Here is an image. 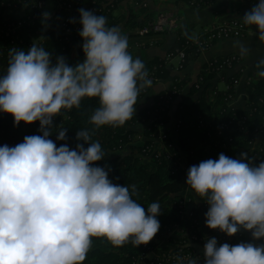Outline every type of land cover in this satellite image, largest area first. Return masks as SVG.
<instances>
[{"label":"clouds","instance_id":"obj_1","mask_svg":"<svg viewBox=\"0 0 264 264\" xmlns=\"http://www.w3.org/2000/svg\"><path fill=\"white\" fill-rule=\"evenodd\" d=\"M79 35L85 59L72 66L42 43L29 50L12 48L7 70L0 75V112L14 122L39 121L42 135L25 136L15 146L0 145V264H81L92 237H105L113 246L148 244L160 230L161 206L145 207L133 199L136 186L113 183L109 171L95 162L105 158L92 130L76 131L72 149L50 138L54 117L62 109L79 108L85 97L99 98L90 116L99 128L122 126L136 113L139 91L151 86L144 62L129 52V42L107 18L79 9ZM45 20L50 13L45 12ZM242 21L258 29L264 42V0H258ZM241 56L249 48L234 42ZM264 66V60L259 62ZM257 75L264 77V67ZM67 139L60 128L57 140ZM85 144L88 146L85 147ZM248 154L192 165L186 183L209 205L206 225L229 236L241 228L254 239L264 238V160L246 162ZM205 264H264V244L241 242L204 245ZM189 264H195L190 261Z\"/></svg>","mask_w":264,"mask_h":264},{"label":"trees","instance_id":"obj_2","mask_svg":"<svg viewBox=\"0 0 264 264\" xmlns=\"http://www.w3.org/2000/svg\"><path fill=\"white\" fill-rule=\"evenodd\" d=\"M20 1L23 0H0V75L6 72L3 65H8L12 48L27 51V46L17 47L19 42L15 41L16 36L21 37L19 40L24 38L25 42L31 45L34 40L43 36L40 43L46 50L51 51L53 63L59 56L67 59L72 52L64 41L61 22L51 24L48 31L44 32V26L39 24L38 20L29 19V17H35L30 12L22 19L12 18L8 21L6 13L9 10L21 9ZM98 1L99 8L104 10L103 15L107 21L127 33L143 28L154 14L149 0H144L149 5L146 9L142 6L130 7L128 4L130 0H114L111 4L109 0ZM174 2L186 5L192 10L201 11L212 1L175 0ZM14 5L17 7L14 8ZM105 5L107 6L104 8ZM123 5L128 6V15L118 16V13H115ZM163 12H174L182 18L179 28L168 33L175 34L177 37V42L171 51L185 52V70L202 54L200 48L194 44L196 38L186 34L193 26L186 21L180 10ZM159 13L154 14V17ZM19 25H21L20 28H18ZM13 30L14 35L11 34L9 37L5 35ZM203 34L202 31L197 38ZM245 35L246 33L243 37ZM229 58L231 57L225 56L211 60L202 68L196 82L176 75L168 89L149 98L150 100L148 97L151 86L168 79L175 71L166 65L164 58H156L144 63L148 79H151L153 83L151 86L140 89L136 113L122 126L104 125L96 128L91 123L90 116L96 108L100 107L99 98L85 97L79 108L74 106L72 109H62L54 117L50 138L57 146L67 144L75 149L77 143H82L77 140L76 131L91 129L92 140L98 141L105 152V158L95 163L105 167L106 170L110 168L109 178L113 183L129 186L130 192V186L135 185L133 199L143 205L146 212L147 207L153 202H158L162 208L161 214L157 217L161 224L160 230L148 244L137 247L128 242L117 247L105 237H92V246L81 264H158L155 260H148L146 254L151 251L168 254L171 250L176 251L185 246L188 239L195 234L198 238L205 236L202 232L200 234L197 232L196 222L203 219L202 205L206 202V197L196 193L200 202L199 206L191 211L186 210L191 212L190 215L182 217L185 209L180 207V202L184 200L182 193L190 186L186 183L189 168L202 160L218 159L220 153L233 158H241L243 152L248 154L250 142L255 139L264 125V77L256 79L251 73L248 74L252 81L245 82L248 93L246 105L244 108H231L230 103L234 100L228 99V96H236L238 88L234 80H241L243 75L240 72H234L233 75L227 72L220 74ZM241 62H243L242 59ZM233 64H235L234 61ZM219 81L227 82L228 91L217 90ZM181 96L190 100H181L177 103ZM217 99L220 100V106L213 110L214 101ZM174 107H176L174 133L169 130L162 132L165 149L156 150L153 139L171 121L170 112ZM60 128H67V139L64 141L57 140ZM41 133L39 121L32 124L21 121L19 125H16L11 114L0 112V145L15 146L23 142L25 136ZM87 146L85 144V147ZM259 156H264V145ZM261 161L262 159L255 165ZM246 162H249L248 158ZM195 200L194 196L188 199L189 202ZM235 235L236 241L239 231ZM214 237L218 235L214 234ZM205 242L200 243L205 244ZM201 255L204 257V254Z\"/></svg>","mask_w":264,"mask_h":264},{"label":"built area","instance_id":"obj_3","mask_svg":"<svg viewBox=\"0 0 264 264\" xmlns=\"http://www.w3.org/2000/svg\"><path fill=\"white\" fill-rule=\"evenodd\" d=\"M114 0H109V4H111ZM21 9L18 11H14L15 13H21L22 16L20 17H11L7 18L8 21L10 19H22L26 16L28 12L33 13L35 17H29L30 20H38L39 24L44 26L45 28H49L51 24H54L56 22H61L62 24V30L63 35L65 36L64 41L69 45L70 51H76L78 55H85L83 52L82 44H83V38L79 35V32L82 28V25L79 23L80 20V13L79 9L84 8L86 10L94 11L97 15L101 14L103 15L104 10L99 8L100 2L98 0H23ZM130 2L133 4V7L138 8H149V5L146 1L142 0L141 2L139 0H130ZM10 6V5H9ZM107 5L104 6V8ZM14 8L17 7V5L13 6ZM103 8V9H104ZM48 12L50 13L49 18L45 20L44 13ZM117 14V12L115 13ZM182 22V18L176 15L174 12H161L159 13L155 18H150V21L140 30L136 32H130V33H123V29L119 28L123 35H126L127 38L130 40L131 45L130 48L134 45L137 48L143 49L148 47L149 45L153 44V39L158 36L165 35L168 32L177 30L180 26V23ZM14 25V24H12ZM107 26L112 27V22L107 21ZM115 26V25H114ZM21 25L18 26L20 28ZM246 26L238 21H231L225 24H222L218 27H209L205 28L203 30V36L200 38H196L194 40V44L198 46L202 53L208 51L213 44L218 39L223 38H240L243 37V34H245ZM5 34V33H4ZM14 35L15 31H9L5 35L10 36ZM24 34V33H22ZM200 36V35H199ZM24 37V35H23ZM21 38L20 36L15 37V41L19 42V46L24 45L27 46V50L30 49L32 46L31 44H27L23 38V40H19ZM194 38V37H193ZM227 60L226 65L222 68L220 74L227 72H240L242 75H245V68L237 69L238 66H240L243 62H241V57L237 56H230ZM186 55L184 51H177L172 52L170 51L164 58L166 65L171 67L175 72H181L184 70V64H185ZM233 61L235 64H233ZM229 76V75H228ZM252 79L247 76L246 82L250 83ZM222 82V81H221ZM225 85L224 90H221L217 87L218 91H228L229 87L226 81L222 82ZM234 83L236 87L238 88L240 86L241 80H234ZM232 96H228V99H232ZM248 98V93H247ZM246 98V102H247ZM227 99V101H228ZM233 103V102H232ZM231 108L232 105L230 104ZM160 139L162 140V143L164 142V137L160 135ZM263 145H264V125L261 128V130L258 132L257 136L254 140L250 142V152H248V159L249 162L252 164H257L261 159L264 160V156L261 157L259 154L263 151ZM165 144L158 150H164ZM180 207L188 210L187 205L185 201L180 202ZM209 205L207 202H205L202 205V210L204 211V217L202 219V222H196V225L198 226V233H201L200 227L203 224L206 226L209 237H214L215 235H218L217 240L218 244L223 243H229L230 245H234L235 236L236 235H225L224 232L220 231L219 229H211L206 225V216L205 213L208 211ZM182 213V214H183ZM202 223V224H201ZM194 242L201 244L199 242H205L207 239L206 236H202L200 238L197 237V235H193V238L190 237ZM209 239V238H208ZM206 243V242H205ZM205 245V244H201ZM187 250V251H186ZM153 254V260L157 262L158 264H189L190 261H195V264H205V258L201 257L202 255H198L194 250L185 249L183 247L177 249L176 251H170L168 254L165 253H158L151 251Z\"/></svg>","mask_w":264,"mask_h":264},{"label":"crops","instance_id":"obj_4","mask_svg":"<svg viewBox=\"0 0 264 264\" xmlns=\"http://www.w3.org/2000/svg\"><path fill=\"white\" fill-rule=\"evenodd\" d=\"M174 1L175 0H149L151 4V10L154 14L163 11L176 12L177 10L178 11L180 10L182 16H184L186 21L193 26V28L186 33L190 35H193V33L195 32L198 26H201L203 31L207 26H211V27L219 26L225 24V22L226 23L231 22L232 20H236L244 24L242 21L244 14L247 11L251 10V8L258 3V0H211L212 2H210L209 6H207L201 11H195L186 7V5H183L181 3L175 4ZM117 13L118 16L128 15V7L125 5L119 7ZM154 14H153V18L156 17V16L154 17ZM245 26L249 27L251 32L249 33L247 32V34L242 38H232L229 40H223L220 41L219 43H216L215 46L210 51L201 54L197 60L191 62L190 65L184 71H182L179 74L178 72L177 73L175 72L176 74L173 73L172 76H170L168 79L160 81L157 85H153V87L150 90L148 99L149 98L151 99L155 95L159 94L160 92H162V90L168 89L173 84L176 75L181 78H190L192 82H196L202 68L206 64H208L211 60L219 57H225V56H230L232 54H236L239 57H241V59L243 60V65L246 67L245 68L246 72L245 75H243L241 78V83L237 91L238 97L234 101L232 108H244L246 105V98H247V92L245 89L246 78L250 73L256 79L262 78L259 77L257 73L261 67H264L259 65V62L261 60H264V42L259 41L258 36L256 35L258 29H256L254 26H249V25H245ZM125 32L126 31L123 30V33ZM152 41H153L152 45H149L148 47L143 49H139L133 45L130 48L129 52L133 55L134 58L139 57L144 63H148L156 58H164L175 46L177 42V37L175 34L168 33L166 35L155 37ZM236 41L242 42L250 49L247 55L245 56L240 55L239 48L237 46H234V42ZM128 42L130 46L131 42L129 39ZM77 55L78 54L76 55L74 54V56ZM85 58L86 57H83L82 60H84ZM78 61L81 62V60ZM221 88H224L222 84H221ZM181 100H190V99L181 96V98L177 100V103ZM218 107H219V103H217L216 106L213 107V110H216ZM175 108L176 107H174L172 110L173 115L171 116V121H170L171 123L169 122L170 123L169 125L172 128L166 130L171 131L174 128ZM190 187L188 188V190L182 193V196L184 197V201L185 200L188 201L189 197L194 196L196 200L193 202L192 201L191 202L188 201V202L189 204H193L194 205L193 208H195L199 206L200 202L198 200V197L196 196L195 190ZM204 233L203 234L206 236V232ZM208 238L209 237H207V239ZM241 242H252L254 244L259 245V244H264V238L256 240L253 238L252 233L250 231L241 228L239 230V235L236 238L234 245Z\"/></svg>","mask_w":264,"mask_h":264},{"label":"rangeland","instance_id":"obj_5","mask_svg":"<svg viewBox=\"0 0 264 264\" xmlns=\"http://www.w3.org/2000/svg\"><path fill=\"white\" fill-rule=\"evenodd\" d=\"M133 3V2H132ZM131 2H129L128 4H129V6L131 7V6H133V4H132ZM128 7V6H127ZM16 16V18L17 17H20V16H22V14L21 13H18L17 14V12L15 13L14 11H8L7 13H6V18H11V17H15ZM232 21H236V20H232ZM226 23V22H225ZM244 25V24H243ZM220 26V25H219ZM209 27H211V26H207L206 28H209ZM214 27H218V26H214ZM246 31L249 33V32H251L250 31V28L249 27H247L246 28ZM247 32H246V34H247ZM240 38H242V37H240ZM230 39H232V38H230ZM223 40H229V38H223V39H218V40H216V42L213 44V46L208 50V51H210L214 46H215V44L216 43H219L220 41H223ZM140 49V48H139ZM146 50V49H145ZM129 51H130V46H129ZM208 51H206V52H208ZM206 52H204V53H206ZM71 55L70 56H67L68 58L66 59L67 60V62L69 63V65H72V66H74V65H76V64H78V63H80L78 60H81V62L83 61L82 60V58L83 57H85V55H77V56H74V54L76 55V54H78V53H76V51H73V52H71L70 53ZM203 54V53H202ZM233 56H237L236 54H232ZM231 56V55H230ZM165 58V57H164ZM243 65V63L240 65V66H238L237 67V69L238 68H240L241 66ZM244 68H246L244 65L241 67V69H244ZM246 70V69H245ZM179 73H181V72H178V74ZM233 72H229L228 74H231V75H233L232 74ZM218 85H217V87L219 88V89H221V90H224V88H225V85H224V83H221V82H219V83H217ZM221 84L223 85V87L224 88H221ZM153 86H151V88H152ZM163 91V90H162ZM237 97H238V94H236V96H233V100L235 101L236 99H237ZM234 101H233V103H234ZM217 103H219V106H220V100L219 99H217V100H215L214 101V105H213V107L214 106H216V104ZM233 103H230L231 105H233ZM212 107V108H213ZM173 115V113H172V111L170 112V116H172ZM171 123V122H170ZM169 123V124H170ZM169 124H167L164 128H162L161 129V131L160 132H158L156 135H155V137H154V139H153V141L155 142V149L156 150H158L159 148H161L162 146H164V142L162 143V140L160 139V135L162 134V132H165L166 131V129H170V128H172ZM149 126H150V124H149ZM171 132L172 133H174V128L171 130ZM40 135H42V133L40 134ZM143 140L145 139V138H142ZM143 140H142V142H143ZM150 160V159H149ZM148 163H149V161H148ZM190 187V186H189ZM188 187V188H189ZM191 188V187H190ZM188 190V189H187ZM185 203H186V205H187V208L189 209V206L191 205V204H189V202L187 201V200H185ZM194 206V205H193ZM189 211V210H188ZM190 213L191 212H187V213H183L182 214V217H186V215L188 214V216L190 215ZM202 216L204 217V211L202 212ZM202 217V218H203ZM200 222H202V220H200ZM202 224V223H201ZM200 230H201V232L202 233H204V232H206V236L207 237H209V233H208V230H207V228H206V226H204L203 224L201 225V227H200ZM181 232V231H180ZM205 234V233H204ZM208 234V235H207ZM187 236H189V234H187ZM192 238H193V236H191ZM210 238V237H209ZM208 240V239H207ZM206 240V241H207ZM159 242V241H158ZM200 243V242H199ZM188 244V241H187V243H185V245H187ZM172 251V250H171ZM146 258H148V260H153L152 258H153V254L151 253V252H149V253H147L146 254Z\"/></svg>","mask_w":264,"mask_h":264},{"label":"water","instance_id":"obj_6","mask_svg":"<svg viewBox=\"0 0 264 264\" xmlns=\"http://www.w3.org/2000/svg\"><path fill=\"white\" fill-rule=\"evenodd\" d=\"M47 31H48V27L44 29V32H47ZM201 31H202V27L201 26H198L192 36L194 38H197L200 35ZM42 39H43V36L41 38L37 39V40H34V42L39 44L42 41ZM7 67H8L7 64H4L3 65V68L5 69V71L7 70ZM193 207H194L193 204H191L189 206V209L188 210L191 211L193 209ZM183 248H185V249H192L198 255L204 254V250H205L203 245L194 242L191 238L188 239V244L185 245V246H183Z\"/></svg>","mask_w":264,"mask_h":264}]
</instances>
